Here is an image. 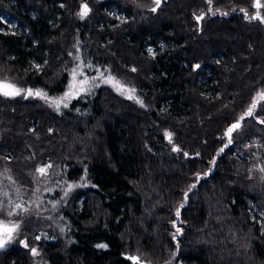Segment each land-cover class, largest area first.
Returning a JSON list of instances; mask_svg holds the SVG:
<instances>
[{"label":"trees","instance_id":"16d2710c","mask_svg":"<svg viewBox=\"0 0 264 264\" xmlns=\"http://www.w3.org/2000/svg\"><path fill=\"white\" fill-rule=\"evenodd\" d=\"M253 1L0 0V80L55 97L81 56L143 102L109 85L62 109L0 94V203L20 191L37 211L18 215L0 264H38L32 249L41 264H264V100L245 115L264 91ZM48 181L60 188L37 199Z\"/></svg>","mask_w":264,"mask_h":264},{"label":"rangeland","instance_id":"374dc122","mask_svg":"<svg viewBox=\"0 0 264 264\" xmlns=\"http://www.w3.org/2000/svg\"><path fill=\"white\" fill-rule=\"evenodd\" d=\"M162 1V0H161ZM263 0H261V3ZM253 3H255V0L253 1ZM162 5V2H161ZM160 5V6H161ZM212 7H214L213 5L209 6V12L212 11ZM114 14L117 16H120L121 13H118L115 9L113 10ZM214 14H220V15H225L226 12L222 7L218 8V11L213 12ZM207 15V11H203L199 17H203L202 19H199L198 21L201 22ZM2 21L6 24V26H9L10 28L15 29L17 27V22L13 19H11L9 16L6 15H2L1 16ZM5 27V25H4ZM162 46H166L168 43L166 41H162L161 42ZM150 52H153V48L152 46H150ZM78 65L76 67H74L73 70H75V76L73 75V70L71 72L70 75V80L68 82L67 88L62 92L59 93V95L55 96V97H50L47 95V99L52 105H54L55 107L59 108H68L71 106V104L74 102V100L79 99L80 97L89 95L92 92V89L100 86V85H109L113 88H115L118 92H121L122 94L129 96L131 95L133 97V99H137L139 101H141L140 99V95L139 93L136 92V90L134 89V92H130V89H133L130 85L122 82L121 80H119L118 78H116L110 70L107 69L106 66H103L101 64H99L97 61L95 60H90V58H83V57H79L78 60ZM109 77L114 78L115 81H119V85L122 86L119 87L117 86L114 82H106L109 80ZM87 80V83L85 84H81V81ZM0 82H4V83H9L14 85L17 89H20L21 92L19 95L16 96H30L28 95V90L25 87H22L21 85L12 82V81H5V80H0ZM33 92H35L34 89H31ZM66 93H71L69 96H67L65 98V94ZM32 96V95H31ZM61 98H64L63 100H61ZM57 102L58 106H57ZM65 104H67V107H65ZM166 133H168V131H166ZM171 133V132H170ZM47 173V171H46ZM59 189L60 187H58L57 184H49V181L46 184H41L40 186L38 185L36 188V192L35 195L37 196V199L40 195H42L41 192L43 193H47L48 191H53L54 188ZM39 192V193H38ZM64 195V193H63ZM36 201V198H33L32 196L29 198H25L22 196V193L20 191H18L17 193H8L6 198H3L1 203H0V207H1V212H0V222H3V224L11 226L13 224L19 225V228L17 229V231L13 234V239L6 243L4 245V247H0V250L8 248L10 246H12V244H15L17 239H18V233L20 230V226H21V217L22 216H27L28 214H34L37 211H33L32 209V204ZM20 204L21 208L17 209L15 207V205ZM9 212H12V215H9ZM38 212H40V210H38ZM45 216L47 213H45ZM261 215H264V211L261 210L260 211ZM18 215H22L21 217H19ZM40 215V214H39ZM49 216L52 217L51 212L49 211L48 213ZM46 218V217H45ZM44 227L46 228V230H49L48 227L46 225H44ZM50 232V230L48 232H44L43 235H46ZM36 260L38 262V264H41L43 262L42 260V256L40 255V252H36Z\"/></svg>","mask_w":264,"mask_h":264},{"label":"snow or ice","instance_id":"6c2138e0","mask_svg":"<svg viewBox=\"0 0 264 264\" xmlns=\"http://www.w3.org/2000/svg\"><path fill=\"white\" fill-rule=\"evenodd\" d=\"M154 3L156 4V7H159L161 0H154ZM209 3H211V0H209ZM253 7H255L257 10H259L261 8H264V4L261 3V0H255ZM151 10L156 11V8H152ZM89 11H90V9H89L88 5L86 3H84V4H82L81 11L78 13V15L81 18H83V17L88 15ZM240 11L244 12L246 17L248 16V12L246 9H240ZM202 18H203L202 16L197 17L198 20L202 19ZM250 18L251 19H261V21L264 22V17H262L260 15L259 11H257L256 14ZM149 51H151V50H149ZM196 67L199 68V65H196ZM133 71H135V69H133ZM73 75L75 76V70H73ZM106 82H114L117 86L122 88V86L119 85V81H115L114 78H112V77H109V80ZM85 83H87V80L81 81V84H85ZM129 91L134 92V89H130ZM20 92H21V90L17 89L14 85L9 84V83L0 82V94H3L4 96H16V95H19ZM70 94L71 93H66L65 98L67 96H69ZM28 95H30V96L35 95V96H39V97H42L44 99H47V94L43 93L42 91H39V90L33 92L31 89H29ZM257 97H258V99L254 98L251 106L249 107V109L247 110L245 115H248V116L253 115V110L257 107V104L259 103V101L264 100V91L257 93ZM131 98H133V97L131 95H129V99H131ZM63 99L64 98H61V100H63ZM138 102L141 103V105L143 106L142 101H138ZM58 103L59 102H57V106H58ZM65 107H67V104H65ZM241 119H243V117H241ZM260 122L264 123V120H261ZM239 127H240V124H239V122H237L235 124H232L227 129L226 135L229 137V143H231V134L233 133V131H235ZM165 135L169 138V141L171 142L172 134L171 133H165ZM225 146H227V145H225ZM174 150L178 151L179 149H174ZM221 151H223V149H221ZM185 155H187V153H185ZM47 167H50V165ZM260 170L264 171V168H261ZM37 171L40 172L42 175L46 174V167H40L37 169ZM192 187H195V185H192ZM186 195H187V193H185V196ZM15 207L17 209H20L21 205L17 204V205H15ZM180 207L182 208L183 204H181ZM12 214H13L12 212H9V215H12ZM176 215H177V217H179V215H180L179 208L177 209ZM18 228H19V225L13 224L11 226H8V225L3 224V222H0V247H4V245L6 243L10 242L13 239V234L17 231ZM179 231H180V229H177V232H179ZM21 243H24L25 247L28 246L27 243L24 241H21ZM98 246L99 247H107V245H103V244L98 245ZM32 252H33V254H36V249H32ZM128 259L136 262V264H138V262H139V257L133 256V257H128Z\"/></svg>","mask_w":264,"mask_h":264},{"label":"water","instance_id":"95a60500","mask_svg":"<svg viewBox=\"0 0 264 264\" xmlns=\"http://www.w3.org/2000/svg\"><path fill=\"white\" fill-rule=\"evenodd\" d=\"M162 2V1H161ZM160 5H161V3H160ZM159 5V6H160ZM235 124V123H234ZM240 125H241V123H240ZM227 131V130H226ZM234 132V131H233ZM231 136H232V134H231ZM172 137V136H171ZM228 137V136H227ZM166 139H168L169 140V138L166 136ZM228 139H229V137H228ZM227 146H228V143H227Z\"/></svg>","mask_w":264,"mask_h":264}]
</instances>
